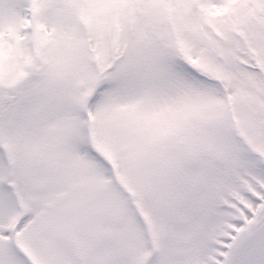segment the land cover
<instances>
[{
	"label": "snow or ice",
	"instance_id": "snow-or-ice-1",
	"mask_svg": "<svg viewBox=\"0 0 264 264\" xmlns=\"http://www.w3.org/2000/svg\"><path fill=\"white\" fill-rule=\"evenodd\" d=\"M0 264H264V0H0Z\"/></svg>",
	"mask_w": 264,
	"mask_h": 264
}]
</instances>
